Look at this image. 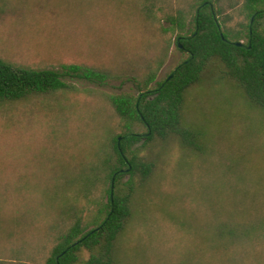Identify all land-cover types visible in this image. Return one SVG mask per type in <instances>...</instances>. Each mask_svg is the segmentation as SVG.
I'll list each match as a JSON object with an SVG mask.
<instances>
[{"label": "trees", "instance_id": "1", "mask_svg": "<svg viewBox=\"0 0 264 264\" xmlns=\"http://www.w3.org/2000/svg\"><path fill=\"white\" fill-rule=\"evenodd\" d=\"M51 1L52 12L68 14L74 21L70 23H108V15L113 23H133L112 25L113 38L118 37L112 41L114 47H102V42L98 47L105 55L109 51L117 74L136 72L130 77L136 92L105 95L114 109V121L104 118L103 136L85 139L90 175L85 187L72 184L62 172L53 184L48 179L53 174L50 165L36 168L33 174L24 172L25 181L18 169L0 168V251H11L19 261L42 258L44 264H116L118 244L137 211L138 191L164 173L166 148H177L190 160L207 153L204 134L187 121L190 89L215 78L232 85L250 106L264 111V0ZM236 14L240 21L233 23ZM147 25H159L160 43L154 42L156 34L148 35ZM173 34L186 58L152 86L172 43L168 35ZM146 38L153 41L151 48L143 42ZM243 40L245 46L236 44ZM155 49L159 53L154 57ZM148 56L146 63L138 64ZM69 76L104 83L110 74L81 64L31 68L0 57V108L10 111L39 96L77 92ZM93 117L80 120L64 139L57 132L43 142L16 138L17 146L0 150V157L27 148L41 151L37 158L49 162L46 153L52 149L80 148L81 128L92 132ZM236 215L221 220L205 242H197L200 246L187 235L189 243L177 264H253L259 254L264 262L260 249L264 230L256 232L254 224L247 223V215Z\"/></svg>", "mask_w": 264, "mask_h": 264}, {"label": "rangeland", "instance_id": "2", "mask_svg": "<svg viewBox=\"0 0 264 264\" xmlns=\"http://www.w3.org/2000/svg\"><path fill=\"white\" fill-rule=\"evenodd\" d=\"M52 10L51 0H0V57L31 68L87 65L110 77L104 83H95L69 76L68 81L78 87L77 92L39 96L10 111L0 108V150L15 148L16 138L21 136L43 142L57 132L64 139L74 125L91 116L93 130L81 128L83 143L74 151H48L49 162L42 163L37 158L41 151L22 148L2 154L0 168L18 169L25 181L28 175L24 172L33 174L36 168L50 165L53 174L48 179L53 184L62 172L72 184L79 182L85 187L90 176L85 139L103 136L104 118L114 121V109L105 95L136 92L130 79L136 72L117 74V63L98 44L102 42V47L112 49V41L118 38H113L112 25L133 23H113L109 15L108 23H70L73 20L68 19V14H54ZM239 21V15H234L233 23ZM261 21L264 23V19ZM158 26L147 25L146 31L150 36L156 34L154 42L160 43L163 37ZM168 37L172 43L152 86L166 79L186 58L177 47V34ZM143 42L149 48L153 46L148 38ZM157 49L154 57L159 53ZM110 53L117 55L114 50ZM149 56L140 58L138 64L146 63ZM216 81L211 78L201 86H193L186 104L187 121L204 134L207 153L191 161L185 152L166 148L162 156L164 173L138 191L137 211L118 244L116 264H177L189 243L187 235L200 246L197 242H205L221 220L237 218V213L247 215V223L254 224L256 232L264 230V111L250 106L229 83ZM141 131L145 129L142 127ZM238 204L241 208L235 209ZM4 218L1 219L5 221ZM260 249L264 250V245ZM16 257L9 250H2L0 264H44L42 258L19 261ZM253 264H264L261 254L256 255Z\"/></svg>", "mask_w": 264, "mask_h": 264}, {"label": "water", "instance_id": "3", "mask_svg": "<svg viewBox=\"0 0 264 264\" xmlns=\"http://www.w3.org/2000/svg\"><path fill=\"white\" fill-rule=\"evenodd\" d=\"M253 20H254V18H253ZM236 44H237L238 46H245L244 43H243V41L237 42ZM180 47H181V46H180ZM120 140H121V138H120ZM113 187H114V184H113Z\"/></svg>", "mask_w": 264, "mask_h": 264}, {"label": "flooded vegetation", "instance_id": "4", "mask_svg": "<svg viewBox=\"0 0 264 264\" xmlns=\"http://www.w3.org/2000/svg\"><path fill=\"white\" fill-rule=\"evenodd\" d=\"M180 46H181V48L183 47V45H182V44H180Z\"/></svg>", "mask_w": 264, "mask_h": 264}]
</instances>
